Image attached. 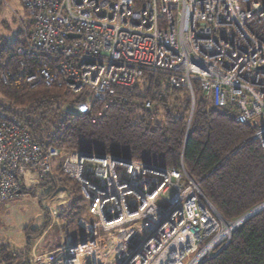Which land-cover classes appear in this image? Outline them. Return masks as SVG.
Listing matches in <instances>:
<instances>
[{"label": "built area", "instance_id": "1", "mask_svg": "<svg viewBox=\"0 0 264 264\" xmlns=\"http://www.w3.org/2000/svg\"><path fill=\"white\" fill-rule=\"evenodd\" d=\"M22 2L33 25L19 52L43 54L30 83L86 88L83 110L90 111L146 71L165 73L193 97L198 82L216 107L232 108L236 121L249 124L252 139L264 147V2ZM60 154L13 115L0 118V205L41 178L55 177ZM61 171L79 183L86 201L90 217L76 223L85 237L53 250L36 242L25 263L200 264L224 249L242 224L216 212L184 166L173 170L71 151Z\"/></svg>", "mask_w": 264, "mask_h": 264}, {"label": "trees", "instance_id": "2", "mask_svg": "<svg viewBox=\"0 0 264 264\" xmlns=\"http://www.w3.org/2000/svg\"><path fill=\"white\" fill-rule=\"evenodd\" d=\"M31 29L11 42L0 39V118L13 115L42 145L66 154H110L173 170L184 166L228 221L264 202V147L252 139L249 124L236 121L232 108L216 107L198 82L193 97L187 88L171 84L165 73L146 71L135 85L116 87L112 96L85 111L88 89L73 92L65 84L49 87L27 80L43 56L19 52ZM67 105L80 109L69 111ZM62 162L54 165L55 177L45 176L22 193L41 204L58 187L68 189L71 198L56 208L57 217H67L76 227L88 207L79 183L61 171ZM43 209V223L31 222L24 229L26 252L51 223V212ZM21 258L0 248V264H30ZM200 264H264V209L236 228L224 249Z\"/></svg>", "mask_w": 264, "mask_h": 264}, {"label": "rangeland", "instance_id": "3", "mask_svg": "<svg viewBox=\"0 0 264 264\" xmlns=\"http://www.w3.org/2000/svg\"><path fill=\"white\" fill-rule=\"evenodd\" d=\"M31 27L32 26H31V22H30V17L28 15L27 10L25 9V6H24L22 0H0V39L11 42L14 39H16L19 36V34H21L22 32H25L26 29L30 30ZM64 109L69 110V111H73V112H77L80 108L77 106L67 105L64 107ZM67 154L64 152H61L59 161H62L67 156ZM56 190L50 196H48L45 199V200H47L49 197H51L53 195L51 197V199L47 201V203H55L58 201L59 197H61V200H64L67 198V196L62 195L61 191L56 192ZM208 200L212 203V201L209 198H208ZM62 205H64V204H62ZM212 205L214 206L216 212L217 211L219 212V210L216 208V206L213 203H212ZM56 208H58V207H56ZM56 208L53 207V212H54L56 218L53 219L52 214H51V222H58V223H54V226L52 228H50V229H52L50 232H48L49 231V226H48V228L41 235V237L48 232L43 237V239L45 240V238L47 237L46 241L48 242L47 239L49 237V240H52L55 244H59L60 241H62V239L64 240V241H62V243H63L65 241L74 242L77 240H81L83 237H85L84 230L78 228L77 226L74 227L70 223L71 222L70 219H68L67 217L66 218L65 217H61V218L57 217ZM43 215H44V212H43ZM220 215L224 218V216L221 213H220ZM0 216L2 217V219H4L6 216H8V218L11 219V222H31L32 220H34L32 222H38L39 221L38 218L40 217L38 198L33 197L32 195H30L28 193H22V194H20L19 197H16L13 200L9 201L8 208L0 211ZM87 217H90V216L87 215ZM241 217H239V218H241ZM239 218H237L238 220L235 219V220H232L230 222L233 224L234 221H236V225L238 226L241 223H243L242 222L243 219L242 218L239 219ZM225 220H227V219H225ZM3 221L0 219V222H3ZM41 237H39L34 242V244H36V242ZM42 242H44V241H41L39 244H41ZM39 246H41V245H39ZM3 248L10 250L6 247H3ZM31 250L27 251V252H26V249H25V251L23 250L24 252L23 251L15 252L12 250H10V251H12L14 253L22 254L21 261L24 262V260L26 261V257L31 253Z\"/></svg>", "mask_w": 264, "mask_h": 264}, {"label": "crops", "instance_id": "4", "mask_svg": "<svg viewBox=\"0 0 264 264\" xmlns=\"http://www.w3.org/2000/svg\"><path fill=\"white\" fill-rule=\"evenodd\" d=\"M64 190L66 193H67V198L64 199V200H61V197L58 198V201L55 202V203H47L48 200H50L51 198L49 197L47 200H44L41 204L38 202V206H39V209H40V217L38 218L39 221L38 222H33V223H38V224H42L43 221H44V215H43V208H46L48 209L49 211L52 209L53 210V207L56 208V207H60L62 206V204H65L67 203L69 200H70V192L68 189L66 188H63V187H59L57 189V192L59 190ZM20 195L16 196V197H19ZM53 196V195H52ZM51 196V197H52ZM14 197V198H16ZM14 198L8 200L7 202H4L0 205V211H2L3 209H6L8 208L9 206V201L13 200ZM59 205V206H58ZM0 219L3 221V222H0V248L1 247H6L12 251H15V252H21V251H25L26 247H27V240L25 238V234H24V229L26 228V226L28 224H30L31 222H11V219L8 218V216H6L4 219H2V217L0 216ZM13 226V227H12ZM12 227V228H11ZM54 229V228H53ZM52 229H49L48 232H50ZM47 232V233H48ZM46 233V234H47ZM45 234V235H46ZM43 235L37 242H41V241H44L42 242L40 247L41 248H44L45 250H53V249H56L58 248L62 241H64L62 239V241H60L59 244H55L52 240H49V237H48V242L46 244V238L45 240L43 239V237L45 236ZM49 245H53V247H47ZM35 246V244L32 246V248ZM31 248V249H32ZM23 251V252H24Z\"/></svg>", "mask_w": 264, "mask_h": 264}, {"label": "water", "instance_id": "5", "mask_svg": "<svg viewBox=\"0 0 264 264\" xmlns=\"http://www.w3.org/2000/svg\"><path fill=\"white\" fill-rule=\"evenodd\" d=\"M70 36H73L72 34H70ZM82 156H91V153H84L81 152ZM117 158V157H116ZM262 209H264V202L255 206L254 208H252L250 211H248L247 213H245L241 218L243 219L242 221H246L247 219H249L250 217H252L253 215H255L256 213H258L259 211H261ZM239 218V219H241Z\"/></svg>", "mask_w": 264, "mask_h": 264}, {"label": "bare ground", "instance_id": "6", "mask_svg": "<svg viewBox=\"0 0 264 264\" xmlns=\"http://www.w3.org/2000/svg\"><path fill=\"white\" fill-rule=\"evenodd\" d=\"M96 155H98V154H96ZM105 155H110V154H105ZM98 156H104V155H98ZM111 157H114V156H112V155H110ZM115 159H117L116 157H114Z\"/></svg>", "mask_w": 264, "mask_h": 264}]
</instances>
